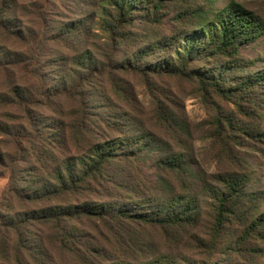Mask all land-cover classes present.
I'll list each match as a JSON object with an SVG mask.
<instances>
[{
    "label": "trees",
    "instance_id": "trees-1",
    "mask_svg": "<svg viewBox=\"0 0 264 264\" xmlns=\"http://www.w3.org/2000/svg\"><path fill=\"white\" fill-rule=\"evenodd\" d=\"M19 1L0 0V36L10 34L26 45L25 36L33 31L17 23V15L27 16L20 11L23 5ZM210 3L211 0H98L97 13H81L76 24L68 21L65 25L73 27L62 29L60 36L76 30L85 40L95 35L91 21L98 19L105 39L103 43H90L92 50L77 44L69 49L73 52L60 61L69 62L74 75L69 84L57 87L45 85L43 70L38 67L40 59L33 47L29 56L26 49L21 53L0 47L1 71L12 76L13 69L20 67L39 82L31 90L10 82L9 92L0 90V105L6 109L0 110V135L6 138L2 141L11 138L12 148L16 149L13 157L0 149V165L8 173V185L2 195L35 205L47 204L20 214L17 219L0 221L2 236L10 239L8 233L16 235V244L11 248L0 240V264H243L246 254L239 253L243 245H248L246 250L252 257L264 255V245L260 246L264 244V210H258L264 193L258 196L259 193L248 190L249 175L224 173L217 179L219 185L205 184L197 195L192 193L189 182L183 186L179 182L177 190L165 176H184L188 180L191 168L185 157L169 152L168 143L137 120L140 114L134 108L131 91L125 86L106 88L108 81L114 84L121 75L141 77L148 86L151 76L195 79L202 92L222 97L233 96L234 90L242 92L246 85H261L264 71L242 78L240 84L244 87L236 89L227 85V75L239 74L238 67L224 64L221 71L208 69L212 67L207 66L208 60L236 56L242 47L264 34L263 20L242 4L230 1L213 11ZM178 5L181 8L174 9ZM171 10L178 28L169 34L160 33L163 17ZM36 12L44 16L41 7ZM127 44L132 51L121 58L119 54H123ZM201 61L206 68L193 67ZM87 84L105 86L110 96L114 91L119 101L126 100V105L132 106L133 113H107L109 97L103 95L105 103L96 105V91H86ZM128 86L130 89L131 85ZM62 100L73 105H61L54 116L36 113L37 109H50ZM95 109L105 111L95 114ZM152 118L176 133L188 134L180 116L160 98L155 102ZM147 158L158 173L155 193L151 194L140 179L137 164ZM19 161L28 164L20 171L25 172L24 176L14 165ZM200 195L211 197L213 208L208 227L196 236L191 229L199 227L203 219ZM35 223L48 226L53 234L44 237L40 231V241L30 240L29 231L25 232L23 226ZM74 223L93 229H79ZM233 224L244 228L225 247L236 254L235 261L229 260L232 256L225 259L227 251H219L227 236H235L230 231ZM143 227H156L164 233L160 231V245L170 241L167 247L205 249L207 257L194 262L181 253H162L156 242L144 238ZM185 235L195 238L193 245L188 236L184 241ZM176 236L180 238L174 239ZM109 239L114 244L102 242ZM50 248L66 255V263L53 257ZM217 255L221 259H215ZM246 260V264L256 262L249 257Z\"/></svg>",
    "mask_w": 264,
    "mask_h": 264
},
{
    "label": "rangeland",
    "instance_id": "rangeland-1",
    "mask_svg": "<svg viewBox=\"0 0 264 264\" xmlns=\"http://www.w3.org/2000/svg\"><path fill=\"white\" fill-rule=\"evenodd\" d=\"M82 1H88L85 4H81ZM89 1L93 2V5H89ZM230 1H234L242 4L248 11L254 13L264 22V0H211L210 9L213 11L224 8ZM23 8L20 11L27 16L17 15V23L20 25H26L32 29L30 35L27 34L26 45L24 41L18 40L15 36L9 34L0 36V47L6 46L9 51H18L23 53L24 50H28V56L31 54L32 47L35 49V53L39 57L38 67L43 70L45 77V85L48 87H57L63 84H69L71 78L74 75L70 69L69 62H61L60 59L70 55L73 51L71 49L75 44L84 49H91L90 43H103L105 39V32L101 29L98 19L94 22L91 21V25H95V35L88 36L85 40H81L78 31L74 30L73 33L69 32L68 36H60L62 29L73 26H66L68 21L76 24V21L80 17L81 13L90 14L100 9L97 8L98 0H20ZM84 5V8L81 7ZM173 6V5H172ZM41 7V11L44 16H38V12L35 13L37 8ZM181 8V5L174 7V9ZM173 9V11H175ZM184 9V8H183ZM172 10L169 14H165L163 17V24L159 28L160 33L169 34L172 29H177L178 25L173 22ZM14 23V24H17ZM13 30L16 31V28ZM25 26V27H26ZM76 26V25H74ZM24 31V30H23ZM66 31V30H65ZM26 32V30H25ZM24 32V33H25ZM38 42V43H37ZM76 45V46H77ZM130 45L123 46V54H119L121 58L129 56L128 52L132 51ZM2 59V56L0 55ZM208 69L220 70L224 64H228L230 67H238L239 74L230 73L227 75L230 82L227 84L236 89H241L244 86L242 78L248 75H253L259 71H264V34L254 39L245 47L240 49V53L233 57H218L206 62ZM193 67L206 68L205 64L196 62L192 64ZM11 69L13 67L11 66ZM68 76V78H66ZM118 77V76H117ZM121 77V78H120ZM111 84L110 81L106 83V88L109 90L110 86H115L118 89L126 87L131 91V96L134 101V108L140 114L137 120L141 122L142 126L153 133L157 138H161L166 141L168 145L166 148L169 152L181 153L185 160L188 162L191 168V174L189 179L186 177L179 178L176 176H170L165 178L179 190L180 183L182 186L184 182L190 183V189L192 193L197 195L202 193L201 187L205 184L219 185L217 179L220 175L229 172L243 173L249 175L250 179L247 184V188L250 192L259 193L258 196H262L264 193V82L261 85L245 86L242 92L234 90L233 96L222 97L214 92H202L197 81L195 79H180L177 77H150L151 83L148 86L141 77L133 75H121ZM66 80V81H65ZM238 80V83L236 82ZM9 82L11 84H19L26 90H31L34 85H38V80L33 79L24 73L22 69H13V75L0 70V90L9 92ZM128 84L131 85L129 89ZM105 87V86H104ZM103 88L96 87L94 84H87L86 91H96L95 99L93 103L97 104L105 103V97L110 99V108L107 113L113 115H120L124 112L133 113L132 106L126 105L127 101H119L114 91L110 96V93L106 92ZM115 100H113V99ZM160 98L167 105H169L176 114L180 116L184 122V131L188 134L176 133L175 131L166 128L162 124L156 121L153 117V111H155V102ZM61 105L71 106V101H56L50 109H37L36 113L44 114L47 116L57 115ZM1 111H6L3 105H0ZM103 109H95V114L104 112ZM132 111V112H131ZM106 116H109L107 114ZM117 134V132H113ZM180 135L184 136L181 137ZM5 136L0 135L1 150L9 154L10 157L16 155V149L12 148L11 138L8 140ZM7 159H5V163ZM29 160V158H27ZM152 160L141 159L138 161V168L141 170L140 179L146 183L149 189L148 193H155L156 182L158 181V173L152 168ZM17 172L28 167V164L23 161L16 162ZM5 169L0 165V221L3 223L9 218L17 219L20 214L28 213L33 209L46 207V203L33 204L23 201L13 200L8 195H2L8 185V173H4ZM22 176L25 172L20 173ZM180 182V183H179ZM153 184V186H152ZM158 185V183H157ZM139 196V195H138ZM203 207V219L200 221V226L192 228L191 231L196 235H200L205 227H208L210 223V215L213 208V202L211 197H202ZM144 199V197H140ZM257 203V202H256ZM255 203V204H256ZM254 204V202H253ZM11 205V206H10ZM264 210V202L258 209ZM79 229L85 228L92 230V226L85 224L84 226L79 223H74ZM25 232L29 231L30 240L40 241V231L42 236L53 234L48 226H44L38 223L25 224L23 226ZM244 228L238 227L236 224L230 228L231 234L234 232V237L227 236L224 239L222 248L219 251H227L225 259L232 256L229 260H237L236 254L232 251L229 252L227 244L233 243L236 239V235L242 234ZM156 227H143V236L146 239H150L156 242L157 250L162 253L179 255V253L188 256L192 261L198 262L207 257L205 249L199 250L191 247L173 246L170 245V241L160 245L162 242V234ZM162 232V231H161ZM6 233V232H5ZM163 233V232H162ZM185 233V232H184ZM12 238L7 239L6 236L0 234V240L2 239L6 245L11 248L15 246L16 239L12 233H8ZM164 234V233H163ZM186 234V233H185ZM192 239L191 245L194 244L195 238L187 235ZM186 235L184 241L188 239ZM43 238V237H42ZM180 238L176 236L174 239ZM45 239V238H43ZM104 244L110 246L114 244V240H103ZM264 244H260L263 247ZM248 245L242 246V252L240 254H246L243 264H246L248 257L251 260H255L254 264H264V255L261 257H253L246 250ZM50 253L53 257L58 258L62 262L66 263L67 256L59 255L50 248ZM146 255V254H145ZM217 255L215 259H221ZM69 264H72L70 261Z\"/></svg>",
    "mask_w": 264,
    "mask_h": 264
}]
</instances>
